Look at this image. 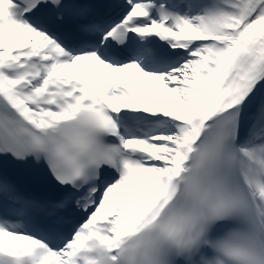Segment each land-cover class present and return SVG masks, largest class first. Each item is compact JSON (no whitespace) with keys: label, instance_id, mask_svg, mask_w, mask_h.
I'll use <instances>...</instances> for the list:
<instances>
[{"label":"snow or ice","instance_id":"obj_1","mask_svg":"<svg viewBox=\"0 0 264 264\" xmlns=\"http://www.w3.org/2000/svg\"><path fill=\"white\" fill-rule=\"evenodd\" d=\"M0 264H264V0H0Z\"/></svg>","mask_w":264,"mask_h":264}]
</instances>
